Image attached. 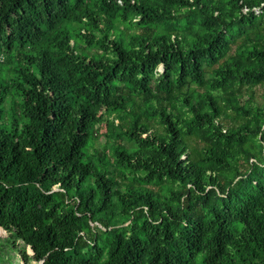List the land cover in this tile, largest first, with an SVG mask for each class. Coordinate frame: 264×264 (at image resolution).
<instances>
[{"label": "trees", "instance_id": "1", "mask_svg": "<svg viewBox=\"0 0 264 264\" xmlns=\"http://www.w3.org/2000/svg\"><path fill=\"white\" fill-rule=\"evenodd\" d=\"M1 231L0 264H264V0H0Z\"/></svg>", "mask_w": 264, "mask_h": 264}, {"label": "rangeland", "instance_id": "2", "mask_svg": "<svg viewBox=\"0 0 264 264\" xmlns=\"http://www.w3.org/2000/svg\"><path fill=\"white\" fill-rule=\"evenodd\" d=\"M261 91H262V88H261V87L256 89V93H257V95H258V96H257L258 99H260V93H261ZM245 97H247V95H245ZM100 142H101V143H104V142H105V137H104V136H102V137L100 138ZM190 142H194V140L192 139V140H190ZM3 235H5V232H4V231H1V232H0V237L3 236ZM15 259H16L17 261L19 260L18 257H16Z\"/></svg>", "mask_w": 264, "mask_h": 264}, {"label": "built area", "instance_id": "3", "mask_svg": "<svg viewBox=\"0 0 264 264\" xmlns=\"http://www.w3.org/2000/svg\"><path fill=\"white\" fill-rule=\"evenodd\" d=\"M247 10H248V8L245 7L244 11H247ZM253 11L256 15H259L263 12V8H262V6L254 7Z\"/></svg>", "mask_w": 264, "mask_h": 264}, {"label": "water", "instance_id": "4", "mask_svg": "<svg viewBox=\"0 0 264 264\" xmlns=\"http://www.w3.org/2000/svg\"><path fill=\"white\" fill-rule=\"evenodd\" d=\"M49 254H50V253H48V254L46 255V257L43 258V259L39 262V264H43V263L46 261V258L49 256Z\"/></svg>", "mask_w": 264, "mask_h": 264}]
</instances>
